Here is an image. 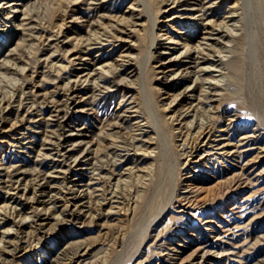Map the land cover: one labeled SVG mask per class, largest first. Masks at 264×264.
<instances>
[{
    "label": "rangeland",
    "instance_id": "rangeland-1",
    "mask_svg": "<svg viewBox=\"0 0 264 264\" xmlns=\"http://www.w3.org/2000/svg\"><path fill=\"white\" fill-rule=\"evenodd\" d=\"M14 1L18 10L0 13V91L4 95L0 100V206L7 201L4 195L9 194L10 183L21 176L28 191L19 200L23 211L31 206L37 210L40 218L33 223L40 234L33 249L13 264H79L68 257L84 248L80 264H264V176L258 173L264 168V153L253 165L254 172L252 163L242 168L244 155L228 161L211 154L200 159L208 143L200 144L192 155L181 153L180 138L192 116L182 118L178 113L194 98L187 94L199 91L193 84L194 91H185L197 65L185 56L183 46L194 45L198 38L201 22L190 13L196 12L200 0H179L173 5L167 0H99L97 5L88 0ZM211 1L205 2L211 5L207 15L216 21L227 4L237 3L242 16L247 14L244 10L251 16H234L239 21L226 48L230 58L223 63L227 84L211 100L221 118L208 134L219 136L213 134L221 132L218 127L224 125L220 124L233 119L223 135L235 143L241 133L253 131L254 148L247 157H255L264 148V0H221L218 7ZM120 17L127 20L120 47L109 50L108 41L88 51L78 46L95 31L106 34L113 23L121 24ZM250 30L258 33L252 48L247 39ZM70 49L90 60L77 63L67 53ZM165 56L171 58L162 62ZM99 63H104L103 68L97 67ZM89 68L94 71L86 77ZM176 94L179 98L169 103ZM72 101L79 109L76 113L69 108ZM128 101L136 109L126 111L129 121L137 118L145 143L137 155L128 153L127 164L116 167L122 171L119 177L109 182L92 178L88 184L115 193L111 206L102 209L109 208V215L96 218L89 205L61 221L60 206L54 205L65 198L48 204L41 203L44 196L37 201L31 198L35 193L29 181L37 169L48 173L49 179H64L53 178L61 173L51 166L53 153L46 155L50 140L67 159L88 148L90 158L81 157L82 168L73 167L69 180L64 179L68 183L60 181L57 191H52L59 196L63 189L68 194L69 181L74 180V189L81 193L95 175L86 162L90 160L106 174L105 158L110 164L114 156H104V146L130 131L131 125L109 128L116 111ZM57 106L72 113L66 127L49 116ZM76 126L81 133L73 136L82 141L71 149L65 143L58 145L55 132L66 133ZM92 196L90 192L78 197L99 205ZM28 222L26 238L33 235L30 217Z\"/></svg>",
    "mask_w": 264,
    "mask_h": 264
},
{
    "label": "bare ground",
    "instance_id": "bare-ground-1",
    "mask_svg": "<svg viewBox=\"0 0 264 264\" xmlns=\"http://www.w3.org/2000/svg\"><path fill=\"white\" fill-rule=\"evenodd\" d=\"M99 0H88L89 3H92L94 5L99 4L101 1ZM173 5L179 0H167ZM219 1L221 0H214L211 1L209 4H216L215 6H219ZM223 2H226L227 0H222ZM14 0H6L5 3L0 2V13L4 15H8L9 12L18 10L17 6L14 4ZM206 0H200L199 6L197 9H195L196 12L191 11L190 14H192L193 18L197 21L201 22L200 31L198 33V38L196 39V43L194 45H188L185 44L183 46V53H185L187 57H190L192 63L196 66L195 75L193 76L191 84H186L185 91H194L193 86H196L199 88V91L197 93L190 92V94H187V96L194 95L193 99H188V104L182 107V110L178 113L180 116L182 115V118L186 115L192 116V118L187 122H185L186 128H185V135L181 137V153H187L188 155H192L193 150H195L200 144H206L208 143V149H205V154H200L199 158H204L208 155H218V157H221L224 160L233 159L236 160V157H241L244 155L246 158H243L244 162L241 163L242 168L250 163H252V166L259 162V160L262 158L264 149L261 147L255 157H247L250 150L254 148L251 144L253 143L254 139V132L251 133L243 132L239 135L237 142H231V138L225 137L223 134L225 133L224 130L229 128V123H232L233 119H229L228 123L220 124L224 126L218 127V130L221 132L218 134L213 135H219L214 136L210 138V130L214 127L215 124L219 125L218 120H220V114H215V110L218 109V107L213 108L214 106L211 105V100L213 99V95L215 92H220L222 89L225 88L224 85H226V73L223 71V63L225 58H230L229 51L226 50L227 47H229V40L231 37L236 33L237 28V22L239 21L238 17H234L235 15H238L240 17L248 18L251 16V13L249 11L244 10V13H247L246 15H241L242 11H239L238 7L234 3V5L227 4L226 9H224V14L220 17L219 21L211 19L208 17L207 13L209 12L211 5H207ZM144 5V4H143ZM103 16V15H102ZM231 20V21H230ZM255 21L256 19L253 18ZM120 23L117 21L116 23L110 24L112 27H110L111 30L106 31V34H101L100 31H95L92 36H88L85 38L84 42L79 41V45H83L85 49L88 51V48L97 45H103L106 41L111 44L109 50H112L114 48H118L121 46V41L124 39V31L126 30V23L127 20L124 18L122 19L120 17L119 19ZM230 22L232 25L230 26ZM94 23V22H93ZM155 26L156 23H153ZM252 30L247 31V39L250 41L251 48L253 47V42H256V39L258 37V33H256L255 30H253L252 33H250ZM99 35V36H97ZM169 40H171L172 36H167ZM156 38V35L154 36L152 40V44L154 43V40ZM211 38H216L215 42ZM226 50L227 52H223ZM69 53L70 57L72 59H76L79 64L87 63L90 59H88V56L81 54H76V52H73L71 49L67 51ZM182 53V52H180ZM178 54L174 56L176 58ZM254 56L255 54H249L250 56ZM121 58L120 54L117 56ZM114 57V58H117ZM162 58V57H161ZM165 59L162 62H166L167 59L171 58L170 56H165ZM253 62L257 60V58H252ZM104 63H99L97 67L103 68ZM162 67L164 65H161ZM94 68H89L87 71H85L84 75L86 77L93 74ZM217 72V74H215ZM224 80V81H223ZM122 78L119 79V84H122ZM97 87H101L100 82H98ZM192 87V89H191ZM13 96H10L9 99H12ZM179 98V96L176 94L174 97H172L169 100V103H172L176 101ZM4 99L3 93L0 91V100ZM57 102V101H56ZM129 105L127 104L124 108L118 109L115 114V119L110 123L109 128H118V127H128L131 125L130 131H127V134L125 138L123 139H111L108 140L106 145L104 146V153L103 155H113L114 158L111 160L110 164L108 163V159L105 158V166L106 164L108 167H105V170L108 171L106 174L101 173V168L96 167L93 165L90 160H88L86 163L91 164V171L95 175H92L91 178L89 177V182H85L87 185L86 189H83V191L80 193L77 190L74 189V186L76 185L74 180H70V185L72 189L69 190L68 194L66 192H63V189L61 190V194L54 195L55 193H52L53 190L57 191L58 184L61 180L58 179H49L46 177L48 173H41L40 169H37L33 176L31 177V189L35 193L34 196L32 193L31 198L33 200L37 201L40 200V196H44L41 199V203H56L58 202V198L61 197L62 199L65 198V202H61L58 204H55L54 206L59 208V214L62 215L61 221H64V219L68 220L70 218H73V216H77L78 214V208L81 210V207H88L90 205V211L94 212V217L98 218L102 215H109V212L111 211L109 208H106L105 211L102 209L105 206H111V203L114 201L115 193H112L111 191H107V189H102L98 186H90L88 185L90 182V179L96 178L99 181H105L109 182L111 178L120 176L122 171L117 169L116 167L127 164L126 161L128 160L129 156L128 153L130 151H133V155H137L141 149V146L145 143V139L141 138L144 132V129H142L141 124L138 122L137 118L134 120L129 121V117L127 115V112L129 108H132L133 110H136L133 108V105H130V101H128ZM125 104V103H124ZM69 108L73 110L74 113L78 112L79 109L76 107L75 102H71L69 104ZM215 109V110H214ZM193 110L192 113L190 111ZM71 112L66 109V107H55L52 108V112L49 113L50 117H53L57 120L58 125L61 126H68L69 120H67V116ZM72 114V113H71ZM224 115V114H223ZM226 115V114H225ZM136 117V116H135ZM223 117V116H222ZM40 119V117L38 118ZM132 119V118H131ZM34 120H37L34 119ZM128 121V122H127ZM127 122V123H126ZM180 123V122H179ZM222 123V122H221ZM184 125V124H183ZM182 126V123L178 127ZM256 128V127H255ZM76 130V131H75ZM75 131V132H74ZM182 132V134L184 133ZM81 133L80 127H69L67 129V132H55L57 139V144L60 145L61 143H65L69 146V149L73 147L75 143L78 144L79 141H82V139L74 138V134ZM208 134V136L206 135ZM127 137V138H126ZM226 138V140H225ZM108 139V138H107ZM205 141V142H204ZM51 144L50 152L46 153V155L50 156V153H53V157H51V166H53L54 169L57 170V173H61L59 176H53L48 175L49 177L57 178L62 177L64 179L69 180L68 173L72 172V168L75 167L77 169H81V157H84L86 159L88 157L89 151L88 148L85 150L79 151L76 155L72 157H67V154L64 155L61 151L58 150V146H56L55 141L52 139L49 142ZM179 144V145H180ZM240 146V147H239ZM140 147V149H139ZM187 148V149H186ZM254 151V150H253ZM146 154V153H145ZM57 155H61V159L59 160L57 158ZM243 157V156H242ZM71 158V159H70ZM90 158V157H88ZM87 158V159H88ZM70 159V161H69ZM83 159V160H84ZM135 162L136 159H138V156L136 158H132ZM239 160V159H238ZM131 165V167L134 166V163ZM111 165V167L109 166ZM103 164H100V167H103ZM125 168H128L130 166H123ZM255 170V166H253ZM51 168L50 171L53 169ZM252 168V167H251ZM260 174L259 177L264 176V168L258 171ZM77 174V173H75ZM258 177V176H257ZM62 180L61 182H66V180ZM71 179H74L71 178ZM12 181V180H11ZM23 182H21V176H16L14 178V183H10L9 186V194L4 195L5 198H7V201L3 203V205L0 206V264H13L14 261H18L19 259H22L24 255L33 249L36 241H38V236L40 234V228L36 227L33 223L40 217L37 216V210H34L31 206L29 207V211H23L22 208H24V204L19 199H22V196L25 194L26 191H28L25 183L24 185H21ZM58 183V184H56ZM88 188V189H87ZM23 190V192H20ZM87 195V193L93 194L92 197H94L95 202H98L99 205H95L94 202H91L90 204L83 200L81 197L77 196ZM173 193V190L172 192ZM37 198V199H36ZM79 199V201H78ZM81 205V206H80ZM77 207V208H76ZM95 207V209H94ZM28 217L32 219V223L34 226H32V233L30 237L26 236L28 235V230L25 229L26 225H29ZM12 222L9 226H5L4 224L7 222ZM37 224V223H36ZM40 224V223H39ZM38 224V225H39ZM15 225V226H14ZM13 226V227H12ZM35 233V235H34ZM36 240V241H35ZM35 241V242H33ZM80 245L79 247H81ZM83 246L81 247V249ZM76 252V251H75ZM86 254V248L84 250L79 251L76 255H71L68 257L70 260H74L77 263H81L83 261L82 256ZM64 255V254H63ZM73 257V259H72ZM71 261V262H72ZM72 264V263H71Z\"/></svg>",
    "mask_w": 264,
    "mask_h": 264
}]
</instances>
